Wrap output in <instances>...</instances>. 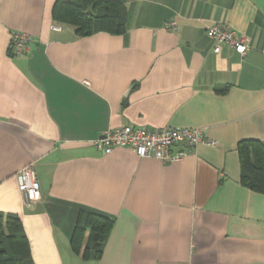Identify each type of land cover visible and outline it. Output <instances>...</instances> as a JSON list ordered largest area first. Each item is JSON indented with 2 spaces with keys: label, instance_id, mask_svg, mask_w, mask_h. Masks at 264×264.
<instances>
[{
  "label": "crops",
  "instance_id": "crops-1",
  "mask_svg": "<svg viewBox=\"0 0 264 264\" xmlns=\"http://www.w3.org/2000/svg\"><path fill=\"white\" fill-rule=\"evenodd\" d=\"M55 1L0 0V212L19 217L33 264H264V195L240 185L236 151L264 142V0H122V35L84 37L52 21ZM217 24L246 38L243 56L213 52ZM13 32L32 38L23 55ZM123 126L201 128L217 146L168 161L94 147ZM28 164L32 207L15 179ZM79 211L113 221L97 261L70 249Z\"/></svg>",
  "mask_w": 264,
  "mask_h": 264
},
{
  "label": "trees",
  "instance_id": "trees-1",
  "mask_svg": "<svg viewBox=\"0 0 264 264\" xmlns=\"http://www.w3.org/2000/svg\"><path fill=\"white\" fill-rule=\"evenodd\" d=\"M91 14H87V11ZM54 23L74 28L78 37L98 32L122 35L126 31L128 14L122 0H56L51 11ZM226 87L215 89L223 94ZM236 151L240 166V185L264 195V142L244 139ZM113 221L103 215L79 211L71 233L69 246L73 254L84 261H97ZM0 264H33L27 237L16 214L0 212Z\"/></svg>",
  "mask_w": 264,
  "mask_h": 264
},
{
  "label": "built area",
  "instance_id": "built-area-1",
  "mask_svg": "<svg viewBox=\"0 0 264 264\" xmlns=\"http://www.w3.org/2000/svg\"><path fill=\"white\" fill-rule=\"evenodd\" d=\"M167 30L175 31L176 23L169 21L164 26ZM206 36L214 40V53H218L221 46L232 48L243 56L247 49V40L227 25H213L207 28ZM32 42L30 35L13 32L10 36V54L20 56L27 52ZM94 147L103 154H109L115 147H130L140 158L152 157L160 161L179 159L185 153L182 149L172 153V148L187 146L189 148L205 145L216 147L217 141L210 139L201 128H172L149 130L141 127L123 126L107 130L93 142ZM18 190L23 194L25 204L32 207L40 201V186L36 180L32 164L22 167L16 173Z\"/></svg>",
  "mask_w": 264,
  "mask_h": 264
},
{
  "label": "water",
  "instance_id": "water-1",
  "mask_svg": "<svg viewBox=\"0 0 264 264\" xmlns=\"http://www.w3.org/2000/svg\"><path fill=\"white\" fill-rule=\"evenodd\" d=\"M86 13H87V14H91V11L89 10V11H87Z\"/></svg>",
  "mask_w": 264,
  "mask_h": 264
}]
</instances>
